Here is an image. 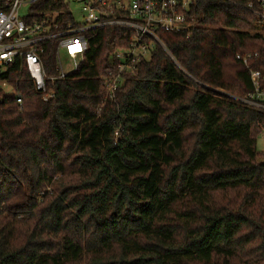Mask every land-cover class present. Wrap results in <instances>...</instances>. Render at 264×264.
I'll list each match as a JSON object with an SVG mask.
<instances>
[{
  "label": "trees",
  "instance_id": "16d2710c",
  "mask_svg": "<svg viewBox=\"0 0 264 264\" xmlns=\"http://www.w3.org/2000/svg\"><path fill=\"white\" fill-rule=\"evenodd\" d=\"M189 14L113 97L121 27L83 32L84 60L48 101L24 66L0 67L15 94L0 85V264H264V112L233 98L252 91L237 54L264 70V23L224 0Z\"/></svg>",
  "mask_w": 264,
  "mask_h": 264
},
{
  "label": "built area",
  "instance_id": "2783aa9c",
  "mask_svg": "<svg viewBox=\"0 0 264 264\" xmlns=\"http://www.w3.org/2000/svg\"><path fill=\"white\" fill-rule=\"evenodd\" d=\"M241 4L264 23V0H224ZM190 0H0V67L16 62L24 66L43 101L55 95L52 85L74 71L85 58L87 38L83 32L106 26L129 32L125 47L113 50V68L105 78L109 97L125 79L135 73L137 64L150 58L152 48L166 46L162 32L189 33L194 24L189 14ZM54 41L56 73L43 69L42 44ZM70 60L68 70L61 66V54ZM256 52L239 53L236 58L249 70L252 91L239 102L264 112V70L250 67ZM8 95H15L7 81L0 82ZM20 103V98L17 97ZM264 139V128L259 134Z\"/></svg>",
  "mask_w": 264,
  "mask_h": 264
},
{
  "label": "rangeland",
  "instance_id": "374dc122",
  "mask_svg": "<svg viewBox=\"0 0 264 264\" xmlns=\"http://www.w3.org/2000/svg\"><path fill=\"white\" fill-rule=\"evenodd\" d=\"M61 66L63 69L68 70V67L70 65V60L68 57L63 53L61 54ZM7 91V90H6ZM257 149L259 151H264V139L262 136H258L257 138Z\"/></svg>",
  "mask_w": 264,
  "mask_h": 264
}]
</instances>
